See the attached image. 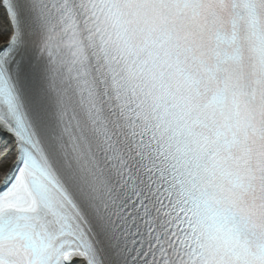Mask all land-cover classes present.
Masks as SVG:
<instances>
[{"label": "snow or ice", "instance_id": "obj_1", "mask_svg": "<svg viewBox=\"0 0 264 264\" xmlns=\"http://www.w3.org/2000/svg\"><path fill=\"white\" fill-rule=\"evenodd\" d=\"M0 149V264H264V0H0Z\"/></svg>", "mask_w": 264, "mask_h": 264}, {"label": "bare ground", "instance_id": "obj_2", "mask_svg": "<svg viewBox=\"0 0 264 264\" xmlns=\"http://www.w3.org/2000/svg\"><path fill=\"white\" fill-rule=\"evenodd\" d=\"M6 163V162H5Z\"/></svg>", "mask_w": 264, "mask_h": 264}]
</instances>
